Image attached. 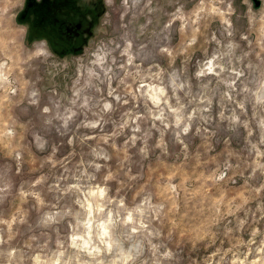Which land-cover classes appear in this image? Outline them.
<instances>
[{
	"label": "rangeland",
	"instance_id": "obj_1",
	"mask_svg": "<svg viewBox=\"0 0 264 264\" xmlns=\"http://www.w3.org/2000/svg\"><path fill=\"white\" fill-rule=\"evenodd\" d=\"M0 264H264V0H0Z\"/></svg>",
	"mask_w": 264,
	"mask_h": 264
},
{
	"label": "flooded vegetation",
	"instance_id": "obj_2",
	"mask_svg": "<svg viewBox=\"0 0 264 264\" xmlns=\"http://www.w3.org/2000/svg\"><path fill=\"white\" fill-rule=\"evenodd\" d=\"M51 2V0H42V6L46 7L47 5H49Z\"/></svg>",
	"mask_w": 264,
	"mask_h": 264
}]
</instances>
